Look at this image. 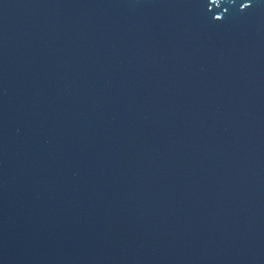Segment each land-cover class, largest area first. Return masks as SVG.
I'll return each mask as SVG.
<instances>
[{
  "label": "water",
  "instance_id": "water-1",
  "mask_svg": "<svg viewBox=\"0 0 264 264\" xmlns=\"http://www.w3.org/2000/svg\"><path fill=\"white\" fill-rule=\"evenodd\" d=\"M0 264H264V0H0Z\"/></svg>",
  "mask_w": 264,
  "mask_h": 264
}]
</instances>
